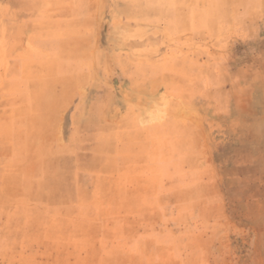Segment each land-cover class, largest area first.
<instances>
[{
    "label": "rangeland",
    "instance_id": "1",
    "mask_svg": "<svg viewBox=\"0 0 264 264\" xmlns=\"http://www.w3.org/2000/svg\"><path fill=\"white\" fill-rule=\"evenodd\" d=\"M0 1L34 12L36 41L82 24L84 50L61 112L59 66L33 67L34 97L17 98L0 47V264H264V0L227 2V45L203 43L197 10L194 41L179 33L146 54L133 30L170 25L184 2ZM193 156L205 175L188 173Z\"/></svg>",
    "mask_w": 264,
    "mask_h": 264
},
{
    "label": "crops",
    "instance_id": "2",
    "mask_svg": "<svg viewBox=\"0 0 264 264\" xmlns=\"http://www.w3.org/2000/svg\"><path fill=\"white\" fill-rule=\"evenodd\" d=\"M184 2V5L174 7L168 14L167 18L170 17L171 22L170 25H164L163 27H159L156 23L150 25H143L137 29L133 30L132 35L139 38L138 41H134L132 47L135 51H138L139 54H146L152 51H162V46L166 43L167 39L173 40L178 38L179 33H187L190 38L194 41L196 36H199L198 31L201 28H196L195 25V17L196 11H201L202 17H199V22H201L200 26L204 25V30H201V33H205V36H201L202 39L206 40V37L210 35V39L208 41L203 42L204 44L207 42H213L217 37H221V42H226V45L230 43V40L227 42L225 35L228 33H233L232 30L234 19V14L227 10V2H235L238 0H197L202 2V6L196 5V0H176ZM194 1L193 4L189 5L186 2ZM205 1L206 3H203ZM12 5V4H11ZM10 7V6H9ZM4 8L2 5V1H0V9L2 8V15H0V28H5L6 34H12L10 39V44L5 46L3 44L4 40L0 41V47L4 48L5 53L9 48L11 53L12 60H7V63H10V72L12 73V77L10 81L12 82L13 88L18 93L16 94L17 98L22 97V91H27L29 94L27 97L32 98L33 92L32 87L30 85L31 80L35 77V73H37L36 69H32L33 67L37 68L39 65H48L55 64L59 66L61 69L62 75L60 76V80L62 81L61 88L59 89L60 95L66 101L64 110L61 112H66L68 110L67 104L70 106L73 104L74 99L78 95V90L76 89L75 93H70V89L72 87V75H70V70L74 67V71L79 70L81 74L79 80H82V65H83V57L84 50L82 48V39H83V31L82 24H78L74 22V30L69 32L71 35L68 38H62L61 40H37L35 39L34 27H35V17L34 12L31 9L27 8L26 11H23L22 14H17L11 7ZM4 9V10H3ZM10 12V19L4 20L3 11ZM1 11V10H0ZM204 11V13H203ZM7 18V17H6ZM173 20V21H172ZM232 24V25H231ZM19 25L26 26L24 32V37L21 39H17L14 34H18L21 32L19 29ZM78 28V31H77ZM143 32H146L143 34ZM157 33L160 36H157V39H154V43H147L145 37L149 34ZM139 34V36H138ZM175 34V35H174ZM200 42V41H198ZM155 44H160L159 49H153ZM29 46H33L36 50H30ZM88 56V54L86 55ZM90 56V54H89ZM3 64V60H0V65ZM77 76V75H76ZM75 81L78 80L77 77H74ZM91 79V78H90ZM93 79V78H92ZM78 80V81H79ZM76 84V83H75ZM76 87V86H75ZM29 90V91H28ZM34 97V96H33ZM26 107H30L31 111L34 109V104L26 105ZM76 111L78 110V105L76 106ZM193 109L195 107H192ZM59 112V111H58ZM237 117V115H236ZM164 128L168 127H177L179 124L181 127L184 124L187 129V141L192 144V147L197 152V146L199 145V140L203 136L202 127L199 125V122L196 120L187 121V122H161ZM205 129L208 128L207 124H203ZM179 128V127H178ZM195 155V154H194ZM189 174L192 177L205 175L206 169L204 164H198L200 158H195L193 156L191 159ZM207 162V161H206ZM203 172H202V171Z\"/></svg>",
    "mask_w": 264,
    "mask_h": 264
}]
</instances>
